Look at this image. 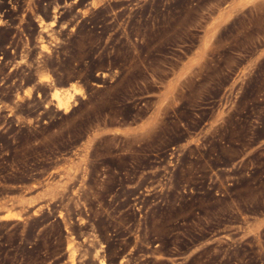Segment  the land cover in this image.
<instances>
[{
	"label": "rangeland",
	"instance_id": "obj_1",
	"mask_svg": "<svg viewBox=\"0 0 264 264\" xmlns=\"http://www.w3.org/2000/svg\"><path fill=\"white\" fill-rule=\"evenodd\" d=\"M99 261L264 264V0H0V264Z\"/></svg>",
	"mask_w": 264,
	"mask_h": 264
},
{
	"label": "bare ground",
	"instance_id": "obj_2",
	"mask_svg": "<svg viewBox=\"0 0 264 264\" xmlns=\"http://www.w3.org/2000/svg\"><path fill=\"white\" fill-rule=\"evenodd\" d=\"M40 22L42 23V21H40ZM66 90H65V92H66ZM67 93L69 94V92H67ZM59 95H58V92H56V91H53L51 93L52 99L56 101V107L59 109H64V110L68 109L69 99H71V98H69L68 96L65 95L66 97L64 99H61ZM69 96H71V94H69ZM99 262H100V264H103V261H99Z\"/></svg>",
	"mask_w": 264,
	"mask_h": 264
}]
</instances>
